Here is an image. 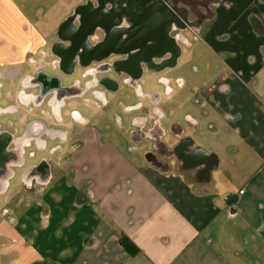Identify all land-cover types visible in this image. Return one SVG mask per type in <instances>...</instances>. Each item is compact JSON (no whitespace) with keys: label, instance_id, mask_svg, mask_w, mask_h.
<instances>
[{"label":"crops","instance_id":"obj_1","mask_svg":"<svg viewBox=\"0 0 264 264\" xmlns=\"http://www.w3.org/2000/svg\"><path fill=\"white\" fill-rule=\"evenodd\" d=\"M213 12L197 39H207L216 67L192 90L184 79L161 99L184 93V113L164 126L178 151L168 164L152 158L157 147L139 144L141 111L130 104L125 144L91 120L76 131L70 102L53 113L14 94L28 110L10 113L4 127L18 134L13 123L40 119L69 130L49 137L63 145L43 179L25 181L44 154L35 137L25 144L19 173L0 193V264H264V0H218ZM55 33L47 37L18 1L0 0V71H34ZM175 123L182 128L173 132Z\"/></svg>","mask_w":264,"mask_h":264},{"label":"flooded vegetation","instance_id":"obj_2","mask_svg":"<svg viewBox=\"0 0 264 264\" xmlns=\"http://www.w3.org/2000/svg\"><path fill=\"white\" fill-rule=\"evenodd\" d=\"M160 1L175 16L176 25L172 28L165 25L152 29L156 17L151 0H86L59 24L41 66L25 74L17 66L0 71V118H5L0 120V193L7 187L8 179L20 169L24 146L32 137L44 149V154L37 165L24 170L27 182L33 177L43 179L48 157L62 148L61 141L49 137L64 138L69 130L47 125L40 119L21 127L13 123L20 131L18 134L4 127L10 113L28 110L27 106L21 107L13 101L14 94L22 102L34 104L39 111L49 107L53 113H60L62 106L70 102L67 119L77 120L74 124L80 126V123L88 125L90 122L81 107L92 109L93 114L101 118L110 104L109 94L118 91L121 84H127L134 88L137 96V102L127 108L141 111L136 119L140 124L139 143L157 147L152 158L158 163L168 164L178 153L176 148L171 150L168 146L171 138L163 125L164 114L159 102L182 79L163 73L178 64L179 48L190 44L192 35L198 37L201 25L211 18L213 4L218 0ZM146 73L159 75L162 88L146 92L143 80ZM3 86L7 96H2ZM118 118L124 126L121 117ZM58 119L61 121L63 116L60 114ZM180 128L182 126L175 123L171 131ZM43 134L48 137L41 138Z\"/></svg>","mask_w":264,"mask_h":264},{"label":"rangeland","instance_id":"obj_3","mask_svg":"<svg viewBox=\"0 0 264 264\" xmlns=\"http://www.w3.org/2000/svg\"><path fill=\"white\" fill-rule=\"evenodd\" d=\"M21 4V6L32 16L34 21L42 29L47 37H50V32L57 30L59 24L62 22L64 17L70 14L74 8L83 3L84 0H16ZM47 33V34H46ZM189 35H192V32H188ZM52 39V38H51ZM209 43L205 38H198L191 36L190 44H182V55L179 58V63L172 69L165 71L163 75L172 77L173 79L181 78L186 80L185 92L190 91L194 88V82L196 79L208 74L212 71V68H215L216 61L211 57L209 53ZM159 75L153 73H146L144 75V90L146 92H154L162 88V85L158 82ZM65 81H69V78H65ZM183 96L184 93H177L173 97L165 98L161 101V107L167 113V117L164 118L163 125H171L169 123L170 117L177 110L180 114H183L185 111L183 105ZM110 104L105 109V114L99 118L95 116L92 112V109L86 107L80 108L83 114L88 117L94 127L98 128L102 134H104L108 140L122 141L126 144L127 138L123 136L124 128L127 127L128 123L131 121L130 112L124 110L125 104L132 105L137 102V96L133 87H130L127 84H121L118 91L109 94ZM3 102V101H1ZM78 104V103H77ZM121 117L123 125L120 124ZM1 121H4L5 118H0ZM75 130H79V125L74 126ZM141 146H150L151 143H139ZM140 153V152H138ZM41 153L36 157L39 160L41 159ZM135 156H139L138 154ZM144 156V154H143ZM49 156L48 158H51ZM34 159H29L32 161ZM18 173L20 169L17 170ZM18 178V177H17ZM14 179V182L17 180ZM13 206V203H10Z\"/></svg>","mask_w":264,"mask_h":264},{"label":"water","instance_id":"obj_4","mask_svg":"<svg viewBox=\"0 0 264 264\" xmlns=\"http://www.w3.org/2000/svg\"><path fill=\"white\" fill-rule=\"evenodd\" d=\"M151 1L154 2V7H155L154 10H155V17H156V19H154L155 22L151 26L152 29L159 28V26H160V28H162V27L164 28L165 25L169 26V28H172L173 26H175L176 25V19H175V16L173 15V13L170 10H168L167 8H165L163 6V3L160 0H151ZM181 49L182 48H179V53L177 55V61L181 55Z\"/></svg>","mask_w":264,"mask_h":264},{"label":"trees","instance_id":"obj_5","mask_svg":"<svg viewBox=\"0 0 264 264\" xmlns=\"http://www.w3.org/2000/svg\"><path fill=\"white\" fill-rule=\"evenodd\" d=\"M121 241H122L123 246L127 249V251H129L130 253L137 252L134 243L127 236L125 235L121 236ZM34 264H58V263L52 259H44Z\"/></svg>","mask_w":264,"mask_h":264},{"label":"built area","instance_id":"obj_6","mask_svg":"<svg viewBox=\"0 0 264 264\" xmlns=\"http://www.w3.org/2000/svg\"><path fill=\"white\" fill-rule=\"evenodd\" d=\"M240 192H243V190H240Z\"/></svg>","mask_w":264,"mask_h":264}]
</instances>
